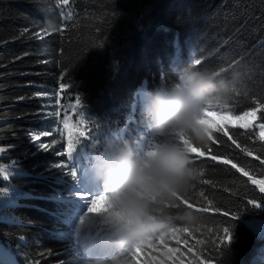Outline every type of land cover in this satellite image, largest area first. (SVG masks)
<instances>
[{
  "label": "trees",
  "instance_id": "1",
  "mask_svg": "<svg viewBox=\"0 0 264 264\" xmlns=\"http://www.w3.org/2000/svg\"><path fill=\"white\" fill-rule=\"evenodd\" d=\"M195 59L201 64L193 65ZM189 68L219 72L218 80L247 91L235 98L236 111L264 100V0H0V174L7 176L0 175V245L15 264H73L67 233L75 180L67 168L54 167L68 161L55 101L72 104L74 117L88 122L83 131L90 139L79 140L95 155L92 138L107 140L123 130L134 145L146 134L136 92L142 83L167 86ZM261 115L249 129L229 125L251 155L220 134L204 157L193 154L198 179L188 202L207 211L181 201L166 209L172 227L189 228L179 231L187 264H264L257 255L264 240V193L231 165L208 159L227 156L254 179H264V165L254 159L264 156L256 127ZM32 135L48 149L35 145ZM249 199L260 206L253 208ZM224 210L239 212V219L231 221ZM186 211L196 223L186 224ZM230 224L228 249L214 247Z\"/></svg>",
  "mask_w": 264,
  "mask_h": 264
},
{
  "label": "clouds",
  "instance_id": "2",
  "mask_svg": "<svg viewBox=\"0 0 264 264\" xmlns=\"http://www.w3.org/2000/svg\"><path fill=\"white\" fill-rule=\"evenodd\" d=\"M141 88L140 112L151 133L149 146L106 140L93 162L94 179L108 196L102 209L111 213L108 230L128 248H139L172 228L166 206H178L198 179L191 153L206 147L216 129L232 123L221 110L232 111L236 92H242L213 72L190 68L167 86ZM182 219L196 223L191 211Z\"/></svg>",
  "mask_w": 264,
  "mask_h": 264
},
{
  "label": "snow or ice",
  "instance_id": "3",
  "mask_svg": "<svg viewBox=\"0 0 264 264\" xmlns=\"http://www.w3.org/2000/svg\"><path fill=\"white\" fill-rule=\"evenodd\" d=\"M59 3L61 5H68L69 0H59ZM37 35H40L37 33ZM42 38V37H41ZM201 59H195L192 61L193 65H200ZM199 71V70H197ZM216 76H219V72H215ZM61 87H65V85H61ZM243 95L244 97L248 96V92H236V97H240ZM142 96V94H141ZM235 97V98H236ZM253 103L256 105L255 107L248 109V110H241L236 111V106H238V101L234 99L233 101V110L229 111L227 113L223 112L221 110V115H228L231 117L232 123L227 124L226 126H223L221 128L216 129L215 135H212L210 137V142L215 145L220 143V137L216 134H220L221 136H226L229 140L232 141L233 144L236 145L237 148L240 149L241 152H244L246 155H251L252 153L249 152L244 147H241L239 143H237L236 139H234L233 135L230 134L229 131V125H233L239 129H249L252 127V121L257 119V113L262 112L264 113V100H258L253 101ZM76 104L81 105V98L79 96L76 97ZM131 119V117H129ZM260 123L256 125V127L259 129V140L261 142H264V115H261L259 117ZM80 123L84 124L85 127L88 126V122L81 117ZM65 127L69 129V144H68V152L67 156L70 160L75 159L73 156V153L77 150L76 144L79 143V138H77L76 143L74 144L73 141V128L74 126L70 125L68 123V117H65L64 120ZM101 126L99 124L96 125V128H100ZM76 131L79 132V137H83L85 140L90 139L89 135L85 131H81L79 129H76ZM91 131V129H89ZM47 135V133H45ZM107 135V134H106ZM33 139L36 141L40 140L39 135L33 136ZM93 143L95 145L94 151L95 155L90 156L89 158L95 157L99 151L101 150V146L106 140L92 138ZM151 139V133L147 127L146 135L142 138L136 139V142L132 146H149V141ZM107 140H112L120 143L127 142L130 144L123 134V130L115 131L113 135H110L107 137ZM131 145V144H130ZM40 149L47 150L48 145L41 142L39 144ZM206 151H210V149L206 147L196 148L194 152L191 153L192 163L194 162L193 154H195V157H204L206 155ZM4 152L3 148H0V153ZM208 159L215 161L218 164H224V165H231L232 169H235L236 172H239L242 176H245L248 178L249 181H251L252 184L259 186L260 192L264 193V179H254L253 175L249 173V171H246L243 167L238 166L237 163L233 162V160L227 156H220L216 154H211L208 156ZM254 159H258L260 161L261 165H264V156L256 155ZM93 162L86 165L83 168L79 167L78 162L71 168L70 173H66V175L70 174L73 180H76L79 185H82V189L79 193H77V198L83 203L84 210L83 214L80 216L78 220V228H77V237L79 239L71 248H69V254L73 256V264H112V261L114 260H124L130 264L131 260L135 258V250L139 248H128V247H122L117 240L111 235L110 231L107 227V219L111 215L109 212H105L102 209L105 206V201L108 199L107 192L102 188V186L94 179L93 175ZM56 168H66L68 167L66 164H56L54 165ZM199 175H203V172H200ZM4 179H7L6 175H3ZM203 183L207 184L209 183L208 180H204ZM96 186H99L101 189H103L100 192H94V188ZM201 197H205V192L201 191L199 193ZM91 196V199L89 200L88 197ZM207 199V197H205ZM188 194L186 196H181L179 198V201L181 203L187 204L188 209H194L196 211H207V208L204 207H196L192 203L188 202ZM102 202V207L98 208V205H100ZM249 205H251L253 208L259 207L260 204L255 199H249L247 201ZM167 209L171 208L173 206L169 205L166 206ZM176 207V206H175ZM97 208L100 209L99 211L94 212L93 209ZM217 212L220 211L219 208L215 209ZM224 216L230 217L231 221H236L239 219V212L233 213L229 210H224L223 212ZM169 216V215H168ZM170 217V216H169ZM232 227L233 224H230L228 226L223 227L222 229V236L217 237L218 244L214 245V247H223L228 246L232 242ZM172 233H177L179 231L188 232L189 228L184 227L183 229H179L176 227H172L170 229ZM160 239H163V235L160 236ZM149 245L152 244V239L145 242ZM169 253H172L174 251L169 249ZM191 251V249H189ZM172 259H175V257H170ZM203 264V262H202Z\"/></svg>",
  "mask_w": 264,
  "mask_h": 264
},
{
  "label": "rangeland",
  "instance_id": "4",
  "mask_svg": "<svg viewBox=\"0 0 264 264\" xmlns=\"http://www.w3.org/2000/svg\"><path fill=\"white\" fill-rule=\"evenodd\" d=\"M141 85H144L143 83ZM141 85L137 88V96L140 98L143 89L141 88ZM53 107V111L55 115L57 116L59 122V135L62 137L63 141L66 144V151H64L63 156L68 160L67 163H65L68 167L65 169V171L68 170V173H70L71 168L78 162L79 167L83 168L86 165L92 163L94 157L89 158L90 156H94L90 153L89 147H85L81 145V141L79 140V143L76 144V151L73 154H76L80 156L79 160H70L67 156L68 152V144H69V129L65 127L64 120L65 117H68V123L73 128V141L74 144L77 141V138H79V132L76 131V129H79L83 131V124L80 123L81 119L80 117H74V107L72 104H69L67 106L59 103L57 100L55 101ZM130 116H128L127 119H129ZM253 122V121H252ZM258 125V124H256ZM233 126V125H231ZM258 135H259V129ZM146 134L142 135L140 138L144 137ZM32 140L35 143V145H39L40 142L33 139ZM259 188V186H258ZM82 187H80L75 180L71 190L70 194L75 202V208L71 215V221L69 223L68 228V238L70 241V247L73 246L77 241L76 233L78 228V220L80 216L83 214L84 205L83 203L77 198V193L81 191ZM103 189H101L99 186H96L94 188V192H100ZM88 199H91V196L88 197ZM102 207V202L100 205H98V208ZM160 234L155 235L152 238V244L149 245L147 243L143 244L139 249L135 250V258L131 260L130 264H187V259L189 258V252L187 250V247L182 241V236L179 232L172 233L170 230L163 235V239H160ZM0 245V264H15L13 257L6 252V250ZM169 249L178 250L174 251L172 253H169ZM257 255L260 257H264V240L258 246L257 248ZM175 257V259H172L170 257ZM112 264H128V262L124 260H114L112 261Z\"/></svg>",
  "mask_w": 264,
  "mask_h": 264
},
{
  "label": "bare ground",
  "instance_id": "5",
  "mask_svg": "<svg viewBox=\"0 0 264 264\" xmlns=\"http://www.w3.org/2000/svg\"><path fill=\"white\" fill-rule=\"evenodd\" d=\"M78 185H79V184H78ZM79 186L82 187V185H79ZM76 238H77V240L79 239V237H77V236H76ZM77 240H76V241H77ZM1 248H2V247H1Z\"/></svg>",
  "mask_w": 264,
  "mask_h": 264
}]
</instances>
